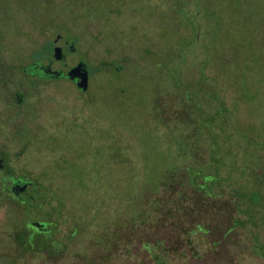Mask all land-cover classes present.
Listing matches in <instances>:
<instances>
[{"label":"rangeland","instance_id":"obj_1","mask_svg":"<svg viewBox=\"0 0 264 264\" xmlns=\"http://www.w3.org/2000/svg\"><path fill=\"white\" fill-rule=\"evenodd\" d=\"M53 39L88 80L42 79L2 134L28 183L0 197V264H264V0H0L6 78ZM199 201L236 213L207 232Z\"/></svg>","mask_w":264,"mask_h":264},{"label":"flooded vegetation","instance_id":"obj_2","mask_svg":"<svg viewBox=\"0 0 264 264\" xmlns=\"http://www.w3.org/2000/svg\"><path fill=\"white\" fill-rule=\"evenodd\" d=\"M53 45H52V50L54 49L55 45V39L52 40ZM66 42V41H65ZM43 46L44 44L39 47L38 49H36V51L34 53H31V60L28 63L27 67H21V69L19 70V73L23 75V77H20L21 81H25L27 83V86L25 87V85L23 83H18L14 80H11V78H6V73L2 70L3 67H5L6 72L8 73L10 70V66L13 67V65L10 63H5L6 61H4L1 57L2 55H0V60L4 61V62H0V73H3L5 78L1 77L0 74V197H2V195L5 196H9V197H15L18 198L19 195L23 194V191H19V187L16 186L15 191H12V186L16 185L17 183H19L20 185L24 184V183H28V181L26 180V182H22V177L17 178L16 176H14V174H12L10 171V168L8 167L10 160H7L6 155L9 157L8 154V147H7V143H6V139H3L4 136H2V134L5 135V130L11 129L13 130L14 127H17V125L20 123V121L22 122V120L24 121L25 117L27 116V110H29L30 108L34 107V106H41V104L43 102L47 103V100L50 101V97L47 94H44V92L46 91V87H47V83L46 84H42L40 82H42L41 80H48L49 79H55L57 77H55L51 71L54 70H60V72H62L61 76L58 77L57 79H67L70 80L75 86L79 87L77 85V81L76 79H70L69 77H67V72L68 70L71 68L70 67H65L66 66V57L62 60H56L54 59L51 55V57H48L47 59H44L43 56L41 55V51H43ZM67 49L70 50V42L68 43L67 41V45H66ZM63 50V49H62ZM35 53H37L36 56H33ZM38 53H40V55H38ZM33 54V55H32ZM54 59L55 62L52 61V59ZM46 60V61H44ZM79 62V61H78ZM55 64H59V65H55ZM63 67H65L64 69L66 71H61L63 69ZM73 67V66H72ZM18 68V67H17ZM50 68V69H49ZM31 80V82L29 81ZM17 85V87L20 85H24V87L20 89V87H18V89H15V91L13 93L9 92L8 87L12 84ZM10 88V87H9ZM30 93V94H29ZM189 101V100H187ZM173 103V102H172ZM80 107H83V103L80 102ZM197 109L195 108L194 102L193 105H190L189 108L192 109H196L198 110V106H196ZM169 105H167L166 107H161L159 106V114L162 113V111L169 109ZM189 108L186 107L184 114L187 115L189 117ZM31 110V109H30ZM63 112L65 113V109L63 110ZM88 113V112H87ZM2 140V142H1ZM199 158H197L198 161ZM204 160V159H201ZM27 188V186H26ZM213 191V190H212ZM201 192H196L195 194H199ZM7 194V195H6ZM222 194V193H221ZM222 196V195H221ZM204 197V196H203ZM10 201L17 203L16 201L10 199ZM25 202V199H21L20 203ZM207 202L205 201H199L197 202V207L194 208V213L193 214V219L197 220L198 222H200L202 225H206L208 227V229L206 230L208 231H213L212 230V226L215 225H210V219L208 216H212L215 215L216 217L214 218L215 220L218 221H224L226 220V217L228 215V217L231 219L233 218V215L236 213L235 209L232 210V207L229 205H216L213 207H209L208 204H205ZM18 204V203H17ZM204 204V205H203ZM19 205V204H18ZM235 208V207H233ZM183 214H187L185 213V211L183 212ZM212 214V215H211ZM189 217V216H188ZM214 219H212V221H214ZM220 226V224H218ZM43 228H40L41 230H45ZM231 230H229L230 232ZM185 239H188L187 237ZM210 239L209 245H216L219 243V241L221 239H219V241H216V239L212 240Z\"/></svg>","mask_w":264,"mask_h":264},{"label":"water","instance_id":"obj_3","mask_svg":"<svg viewBox=\"0 0 264 264\" xmlns=\"http://www.w3.org/2000/svg\"><path fill=\"white\" fill-rule=\"evenodd\" d=\"M63 56L64 54L62 53V49L59 46H55L53 49V58L56 60H62L64 58ZM51 72L55 77H60L62 74L60 70H54ZM67 77H69L70 79H76L77 85L79 87L84 88L88 80V74L85 63L83 61H80L75 66L71 67L67 72ZM16 186L19 187V191H23L26 189V184L20 185L19 183H17L16 185L12 186V191H15ZM30 225L38 229L42 227L41 224L35 221H31Z\"/></svg>","mask_w":264,"mask_h":264},{"label":"trees","instance_id":"obj_4","mask_svg":"<svg viewBox=\"0 0 264 264\" xmlns=\"http://www.w3.org/2000/svg\"><path fill=\"white\" fill-rule=\"evenodd\" d=\"M65 1H71V2H75L76 0H65ZM52 45H53V42L52 41H50V42H47V43H44V46H43V51H41V55L43 56V58L44 59H47L48 57H51V55H53V50H52ZM36 51V49L34 50V52ZM33 52V53H34ZM33 55V54H32ZM37 55V53H35L33 56H36ZM38 55H40V53H38ZM53 57V56H52ZM88 74V73H87ZM191 101H192V99H191ZM195 108L197 109V107L195 106ZM192 109V108H191ZM196 109H193V111H196ZM177 110V109H176ZM185 110V109H184ZM198 110H199V108H198ZM190 111V110H189ZM174 114H178V112H175ZM189 114H190V112H189ZM179 119L181 120L182 119V117L180 118V116H179ZM185 181H186V179H184ZM197 181V178H195V180H187V183H188V186L191 188L190 190L193 192L194 191V189L193 188H195V182ZM193 189V190H192ZM212 192H214V188H213V191ZM196 192H194V194H195ZM198 193V192H197ZM200 195H198L199 197H203L202 196V194L201 193H199ZM204 198V197H203ZM205 199V198H204ZM209 203V202H208ZM217 203H219V202H217ZM205 204H207V203H205ZM210 205V204H209ZM218 205H220V204H218ZM49 223H51V222H49ZM54 226V225H53ZM45 227V226H44ZM45 230H41V229H39V231L40 232H44V231H46V229H47V227H45L44 228ZM23 230V229H22Z\"/></svg>","mask_w":264,"mask_h":264}]
</instances>
